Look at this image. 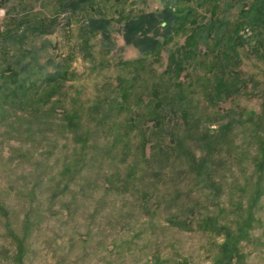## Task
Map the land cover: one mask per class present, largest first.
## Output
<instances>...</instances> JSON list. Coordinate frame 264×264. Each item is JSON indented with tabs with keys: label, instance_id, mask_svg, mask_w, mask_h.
I'll use <instances>...</instances> for the list:
<instances>
[{
	"label": "rangeland",
	"instance_id": "374dc122",
	"mask_svg": "<svg viewBox=\"0 0 264 264\" xmlns=\"http://www.w3.org/2000/svg\"><path fill=\"white\" fill-rule=\"evenodd\" d=\"M167 4L187 19L158 54L124 43V20L159 14ZM253 6V0H0V264H16L8 226L16 235L27 227L23 264H216L222 234L182 223L213 217L237 233L248 209L254 220L232 264H264V166L261 174L257 169L264 19ZM91 21L109 22L107 38L90 30ZM192 33L197 49L183 55L178 78L190 89L192 126L174 115L159 134L147 123V103L153 89L175 95L168 55ZM12 70L26 88L55 74L60 81L52 92H39L48 91L50 100L23 102L10 94ZM217 73L238 78L229 97L211 88ZM120 82L131 87L130 111L116 108ZM70 113L76 133L63 117ZM226 123L229 141L211 162L213 186L181 155L159 148L175 136L198 159V134Z\"/></svg>",
	"mask_w": 264,
	"mask_h": 264
},
{
	"label": "trees",
	"instance_id": "16d2710c",
	"mask_svg": "<svg viewBox=\"0 0 264 264\" xmlns=\"http://www.w3.org/2000/svg\"><path fill=\"white\" fill-rule=\"evenodd\" d=\"M253 8L258 11L257 16L264 19V0H253ZM187 19V16L177 15L169 4L165 5L162 11L159 14H145L141 15L134 19L124 20L123 23V40L127 45L133 46L137 49L142 55H151L158 54L161 48L167 44L175 34L182 30L183 22ZM192 27L195 29L197 27L196 22H192ZM90 30L92 32H99L101 36L107 38L109 22L107 21H91ZM33 31H38V29H29ZM196 33H192L188 38H186L185 43L180 47L179 51L171 52L168 55V71H170L173 76L171 79V84L173 83L177 89H175V95L172 96L169 92H164L159 94L157 89L152 90V100L148 101V110H147V123L152 124L154 131L160 134L161 130L165 127L167 120L172 119L174 115H178L182 118V122L186 128L192 126V115L191 110L188 108V95L190 89L185 88L184 83L179 81V76L183 70L186 56L193 57L195 55L197 45L195 41ZM222 53H219V58H221ZM138 63V62H137ZM213 73V72H212ZM12 80L10 84L12 89L9 91L10 94L14 93V96L20 95V100L24 102L27 100L29 102L34 101V97L40 96L39 92L43 89H49L51 92L54 90L52 87L55 84H59L60 78L58 75H51L45 79L44 82H41L39 85L32 83L27 88L24 87V79L20 80L18 77L19 74L15 70L9 72ZM213 74L212 86L211 88L215 91L216 95L221 97L223 93L228 94L229 90L236 89L234 87L235 82L238 78H234L235 74ZM233 87V88H231ZM130 85L126 86L125 82H120L119 92L116 97L118 102L115 103L116 108L120 111H130V107L127 104L129 97H131ZM6 94V93H5ZM51 94L48 91L45 92V95H41V100H50ZM173 102V103H170ZM67 120L66 125L72 126L71 130L74 131L76 123L75 113L66 114L63 116ZM74 128V129H73ZM173 130V129H172ZM231 131V125L226 123L222 125L216 132H204L198 134V139L196 140L198 150L200 151L198 159L196 158V153L191 151L188 152L185 147L183 139L175 140V136H172L170 141L165 145V141L159 146V148L164 147L168 151L174 152L177 156L181 155L180 160H186L188 166L194 171L195 176L210 186H213L214 180L212 179V170L211 166L212 159L216 154H219L224 146L227 145L229 141V133ZM147 133L142 135V140L140 144V154L142 157H145L144 148L146 142ZM259 160L257 161V169L259 173H262L264 166V140L260 142L259 145ZM192 156V157H191ZM189 160V161H188ZM260 196L259 192L255 199H258ZM1 210H3L0 207ZM176 220H179L178 217ZM254 220V215L251 209L247 210L245 217H241L242 225L237 230V233H233L229 226H221L218 224L217 220L213 217H205L198 221L194 218L193 220H186L182 224H186L187 228L192 227L194 223L198 224L200 229H206L214 231L217 234H222L223 242L220 245V256L216 264H232L234 260H237L240 254V243L241 241L248 236V231L251 228V223ZM186 228V227H185ZM8 231L16 245L17 254H16V264H23V255H24V243L27 238V227L21 235H16L8 226Z\"/></svg>",
	"mask_w": 264,
	"mask_h": 264
}]
</instances>
